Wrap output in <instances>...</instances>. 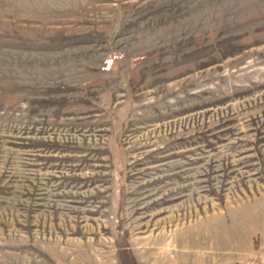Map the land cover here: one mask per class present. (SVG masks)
Wrapping results in <instances>:
<instances>
[{"label":"rangeland","instance_id":"rangeland-1","mask_svg":"<svg viewBox=\"0 0 264 264\" xmlns=\"http://www.w3.org/2000/svg\"><path fill=\"white\" fill-rule=\"evenodd\" d=\"M256 198L264 0H0V264H198Z\"/></svg>","mask_w":264,"mask_h":264},{"label":"crops","instance_id":"crops-1","mask_svg":"<svg viewBox=\"0 0 264 264\" xmlns=\"http://www.w3.org/2000/svg\"><path fill=\"white\" fill-rule=\"evenodd\" d=\"M208 215L193 229L192 238L199 248L198 264H225L226 247L240 246L238 260L245 264H264V202L261 198L245 201L228 213ZM257 237V238H256ZM205 239V241L203 240ZM217 250V251H216Z\"/></svg>","mask_w":264,"mask_h":264}]
</instances>
